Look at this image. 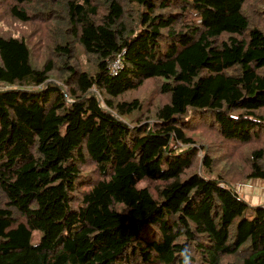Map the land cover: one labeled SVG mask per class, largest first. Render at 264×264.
Returning <instances> with one entry per match:
<instances>
[{
    "label": "trees",
    "instance_id": "obj_1",
    "mask_svg": "<svg viewBox=\"0 0 264 264\" xmlns=\"http://www.w3.org/2000/svg\"><path fill=\"white\" fill-rule=\"evenodd\" d=\"M0 83V264H264V0H0Z\"/></svg>",
    "mask_w": 264,
    "mask_h": 264
},
{
    "label": "crops",
    "instance_id": "obj_2",
    "mask_svg": "<svg viewBox=\"0 0 264 264\" xmlns=\"http://www.w3.org/2000/svg\"><path fill=\"white\" fill-rule=\"evenodd\" d=\"M237 190L243 198L250 204H264V182L261 180H254L246 184L238 185Z\"/></svg>",
    "mask_w": 264,
    "mask_h": 264
},
{
    "label": "built area",
    "instance_id": "obj_3",
    "mask_svg": "<svg viewBox=\"0 0 264 264\" xmlns=\"http://www.w3.org/2000/svg\"><path fill=\"white\" fill-rule=\"evenodd\" d=\"M126 54V50H123L120 54L117 55L115 60L113 61L111 67H110V72L112 76H117L121 70L124 69L125 62H124V56ZM264 209V204L262 205Z\"/></svg>",
    "mask_w": 264,
    "mask_h": 264
},
{
    "label": "rangeland",
    "instance_id": "obj_4",
    "mask_svg": "<svg viewBox=\"0 0 264 264\" xmlns=\"http://www.w3.org/2000/svg\"><path fill=\"white\" fill-rule=\"evenodd\" d=\"M6 88H7V85L0 83V90L6 89ZM243 195H244V193H242V197H243ZM251 205L253 207H257L258 206V204H251ZM40 240H41L40 234L36 233V235H35V237H34V239L32 241L33 245H38L40 243Z\"/></svg>",
    "mask_w": 264,
    "mask_h": 264
}]
</instances>
